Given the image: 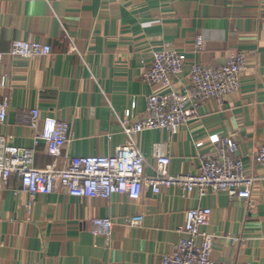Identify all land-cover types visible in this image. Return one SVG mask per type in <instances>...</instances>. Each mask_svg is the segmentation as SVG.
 <instances>
[{"label":"crops","instance_id":"obj_1","mask_svg":"<svg viewBox=\"0 0 264 264\" xmlns=\"http://www.w3.org/2000/svg\"><path fill=\"white\" fill-rule=\"evenodd\" d=\"M15 41L52 48L49 56L0 63V99H10L0 135L34 148L37 169H64L74 157H109L125 146L119 118L133 100L131 122L145 118L146 98L162 88L146 84L144 75L165 45L215 68L245 51L249 69L240 92L223 104L204 103L175 135L145 131L136 141L148 162L160 144L171 158L170 174L178 176L198 171L213 150L211 136H232L256 184L250 200H231L225 192L189 195L178 187L159 195L145 190L138 201L81 199L58 190L34 198L29 213L30 196L12 176L0 180V264H160L186 238L193 208L213 212L205 232L214 238L216 262L264 264V167L255 162L264 145V0H0V53ZM174 84L188 88V74ZM31 110L41 121L69 124L71 141L60 157L50 156L43 142L36 145L38 131L23 119ZM135 216L144 220L131 227L127 220ZM97 218L113 220L110 238L94 235Z\"/></svg>","mask_w":264,"mask_h":264},{"label":"built area","instance_id":"obj_2","mask_svg":"<svg viewBox=\"0 0 264 264\" xmlns=\"http://www.w3.org/2000/svg\"><path fill=\"white\" fill-rule=\"evenodd\" d=\"M197 53L203 47V39L197 38ZM71 51H76L71 48ZM52 54L50 45L39 42L15 41L7 53H0V63L7 58L33 59ZM249 54L238 51L227 63L209 67L197 59H189L167 44L155 51L152 63L144 75L150 86H161V92L146 98V116L132 123L136 107L124 118H119L122 132L127 137L125 146L117 149L113 156H77L64 169L35 168V149L19 148L0 135V180L7 183L12 176L21 180V192L30 196L28 211L31 213L33 200L37 196H48L58 190L81 199H104L124 195L133 201L142 198L145 190L159 195L163 189L178 187L191 195L201 197L211 193L225 192L231 200H250L256 179L245 171V163L238 156L239 143L232 136H211L213 150L203 155L196 173L172 176L169 172L171 158L160 144L154 146L153 162H148L137 144V137L145 131L165 130L175 135L197 117L200 106L210 100L223 104L226 99L241 91L242 81L249 69ZM190 86L179 89L174 80L185 74ZM10 99H0V126L9 117ZM23 119L33 130L38 131L36 145L43 142L48 154L54 158L70 143V126L66 122L46 118L40 120L38 110L25 112ZM198 144L197 148H202ZM255 162L264 167V145L258 151ZM213 212L209 208H193L186 214L182 232L186 238L174 244L172 252L163 255L160 264H222L213 258L214 238L205 232L211 224ZM1 219V216H0ZM143 217H131V227L140 226ZM94 235L110 238L114 222L109 218L93 220Z\"/></svg>","mask_w":264,"mask_h":264},{"label":"rangeland","instance_id":"obj_3","mask_svg":"<svg viewBox=\"0 0 264 264\" xmlns=\"http://www.w3.org/2000/svg\"><path fill=\"white\" fill-rule=\"evenodd\" d=\"M190 59V58H189ZM203 64V63H202Z\"/></svg>","mask_w":264,"mask_h":264}]
</instances>
